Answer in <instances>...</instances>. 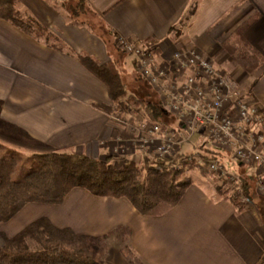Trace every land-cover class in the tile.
Returning <instances> with one entry per match:
<instances>
[{
    "label": "crops",
    "instance_id": "obj_1",
    "mask_svg": "<svg viewBox=\"0 0 264 264\" xmlns=\"http://www.w3.org/2000/svg\"><path fill=\"white\" fill-rule=\"evenodd\" d=\"M88 3L100 26L110 33L108 42L87 26L71 23L43 0H17V8L58 38L62 48L55 49L51 42L37 40L0 18V122L10 145L32 148L33 153L85 154L96 160L112 156L110 144L118 139L114 134L123 130L124 120L114 116L107 87L81 64L78 55L87 54L106 64L115 60L111 46L119 38L140 43L161 70L172 66L181 51L202 53L242 90L252 107L264 113V0ZM128 58L138 73L136 62ZM173 68L157 88L142 82L167 114L163 126L146 117L150 121L142 127L146 123L150 129L161 126V136L172 127L171 134L176 130L182 139L187 130L168 110L169 89L178 79L175 90L180 94L194 69L182 71L178 78ZM226 113L235 116L230 108ZM194 136L199 145L205 130L197 131L183 145ZM210 151L233 174L246 170L254 202L240 205L224 199L216 185L195 179L174 209L155 217L139 214L126 199L96 197L77 188L61 205L28 204L0 224V248L5 238L47 218L57 228H69L96 241L101 264H264V216L256 202L264 199V170L236 167L238 162L228 151ZM117 230H122L121 235L111 234Z\"/></svg>",
    "mask_w": 264,
    "mask_h": 264
},
{
    "label": "trees",
    "instance_id": "obj_2",
    "mask_svg": "<svg viewBox=\"0 0 264 264\" xmlns=\"http://www.w3.org/2000/svg\"><path fill=\"white\" fill-rule=\"evenodd\" d=\"M88 1L79 0L76 6H70L68 10L72 20L88 12L96 15ZM0 18L37 40L50 44L53 39L51 46L55 49L63 46L34 18L23 16L17 9V0H0ZM82 26H87L105 42L111 38L102 26L100 30L86 22ZM78 58L107 87L110 99L117 107V117L131 112L144 113L157 125L167 123V114L159 101L145 100L129 92L116 60L100 64L87 54L78 55ZM137 72L145 82L138 69ZM215 158L212 160L215 161ZM211 162L205 157L204 165L199 166L200 170L209 168ZM186 166L184 164L181 168H175L172 158L162 157L148 159L142 166L125 158L121 166H116L112 156L96 160L77 153L25 155L0 143V224L13 219L28 204L61 205L68 194L77 188L96 197L126 199L143 216H163L180 203L193 183L184 178ZM238 166L243 167L245 164L238 162ZM239 176L244 195L254 202L255 196L250 192L251 179L246 176V170ZM217 193L229 199L222 186L217 187ZM256 200L264 216V199ZM121 232L117 230L111 234L121 235ZM97 254L98 245L93 239L69 228H57L49 219L41 218L16 236L5 238V245L0 248V264H101Z\"/></svg>",
    "mask_w": 264,
    "mask_h": 264
},
{
    "label": "built area",
    "instance_id": "obj_3",
    "mask_svg": "<svg viewBox=\"0 0 264 264\" xmlns=\"http://www.w3.org/2000/svg\"><path fill=\"white\" fill-rule=\"evenodd\" d=\"M116 44L121 51L133 57L138 71L153 88L161 86V80L167 79L170 67L176 65L182 71L193 68L195 74L186 78L180 94L175 90L176 83L169 90V111L178 115L181 121L188 120L185 127L192 133L204 129L216 147L231 153L237 162L264 170V113L252 107L239 87L220 74L209 59L195 50L181 51L175 55L172 66L170 64L161 70L140 43L119 38ZM228 108L235 116L226 113ZM158 132L157 139L164 142L159 148V156H177L174 150L178 142L172 138L162 139L168 133L161 136L159 126H153L148 133L154 135ZM139 141L140 146L145 147L149 139L143 135ZM209 169L239 186L241 202H249L239 185L240 176L229 172L219 161H212Z\"/></svg>",
    "mask_w": 264,
    "mask_h": 264
},
{
    "label": "rangeland",
    "instance_id": "obj_4",
    "mask_svg": "<svg viewBox=\"0 0 264 264\" xmlns=\"http://www.w3.org/2000/svg\"><path fill=\"white\" fill-rule=\"evenodd\" d=\"M43 1H47L48 3L51 2V4L53 6H55V8L57 10L62 12V16L67 17L71 23H73L75 25L82 26V24H84V22H86L88 25L92 24L93 26H95V28H97V30H100L99 27H101L100 26L101 22L99 20V17H97V15H94L93 13L88 12L85 15H81L80 16L81 18H77L75 20H72V18L70 16V12L68 9H70V6L71 7L76 6L77 3L79 2V0H64V1H62V0H43ZM21 14L23 16H29L25 13H21ZM50 42L53 43L54 40L52 39ZM111 52H114L115 54H117V56L114 59L119 64L122 78L126 82L129 92H131V93L134 92L135 94H138L141 97H143L145 100L156 99L157 101H159L161 103V101L158 98L152 96L151 91L149 92L150 86L148 87L145 84H143L142 83L143 80L139 77L138 73H134V69L131 65L132 61L128 58L129 55H128V57H127V55H125L123 53H122L123 54L122 55L118 46H115V45L111 46ZM119 54H121V55H119ZM207 59H209V58H207ZM209 60L213 63V61L211 59H209ZM213 65H214V63H213ZM214 67H215V65H214ZM173 69H174V72L176 73L175 76H178V78H179L182 75L181 74L182 69L178 68L176 65ZM215 69L220 74H222V72L220 70H218L216 67H215ZM191 70H193V69H191ZM193 72L195 73V70ZM193 74L190 76L192 77ZM190 76H188V77H190ZM177 80L178 79H175V83H177ZM185 82H186V80H185ZM182 89H183V87L181 88V91H182ZM116 108L117 107L114 105L115 110H116ZM128 114L131 115L132 118L127 116V114L122 115L120 118H121V120L122 119L124 120L123 121L124 124H122V126H121L123 128V130H121V131L118 130L117 133L114 134V136L118 137L119 140L113 139L112 143L110 144V146L112 148L109 151L112 154L113 163L116 166H121L124 162V159L126 158V159L134 160L139 166H142L145 163V161H147L148 159L152 160L155 157H161V156H159V148L163 146L164 142L157 139V137H159V132L157 134H154V135L148 134V132L150 131V126L148 123H146V124L144 123L145 124L144 128L142 127L144 121H150L149 119H146L147 116L144 115V113L136 114V113L131 112ZM173 114H175V113H173ZM114 116L117 117L116 114H114ZM176 116L179 118L178 115H176ZM184 120L185 119H183L180 122L184 126L185 125L187 126L186 122L188 123V120H185V121ZM1 123L2 122H0V143L1 144L2 143H4L3 145L7 144L6 146L13 148V149H16L25 155L34 154L31 151L32 148H28V149L24 148L23 149L21 147H18L15 144L10 145V143H8V141L4 137L5 133H4L3 127L1 128V125H2ZM176 126L177 125H174V127H176ZM137 127H140V128L142 127V128L139 131L134 130ZM186 130H187V134H184V137L182 139H179V136L177 135V131L173 130L174 134L175 133L176 134L175 135L171 134L172 127H169L167 130H165V133H168V134H166V136L162 138L163 140L172 138L173 141L178 142L177 146L175 147L176 149L174 150L176 152L177 156L171 155L172 157L171 156L169 157V158H172L173 165L175 166V168H181L182 165L187 164V166L184 169L185 170L184 178L190 179L192 182L195 179H201V180H205L207 182H211L214 185H216L217 187L222 186L223 191L227 192L226 195L229 199H232L233 201L238 202L240 205H248L249 202L242 203L240 198H239L240 195H242L241 190L238 189L239 186L236 187L230 180H228L226 178H222L217 173H213L208 167L205 168L204 171L200 170L199 166L204 165V158L205 157L208 158L209 161H213L212 159L214 158V155H212L211 153H214V152H211L210 150H212V149L217 150L218 148L216 147V144L212 140H210L207 136H205L204 141L200 142V144H202L201 147H200V144L197 145L198 142L196 141L197 140V138H195L196 136H194L189 143H186L183 145V143L186 140H189V138L192 135L196 134V132L199 131V130H197V131H194L192 133V131L188 130L187 128H186ZM139 132H140V134H139ZM145 132H147V133H145ZM160 133L162 134V132H160ZM143 135L145 138L149 139L148 144L145 147H141L140 141H139ZM182 145H183V150L185 151L184 153L181 152V150H180V149H182ZM203 146H205L206 149H203ZM207 148L210 150H207ZM133 151L138 152V153H136L134 158L132 157ZM35 153H39V152H35ZM106 157H101L99 160H105ZM215 161H217L216 158H215ZM236 167H239L237 163H236ZM227 170H229V172H231V173L233 172L232 169L227 168ZM203 172H204V174H203ZM234 174L240 175V171L238 173L235 172ZM263 193H264V190H263ZM256 202L258 203V201H256Z\"/></svg>",
    "mask_w": 264,
    "mask_h": 264
},
{
    "label": "water",
    "instance_id": "obj_5",
    "mask_svg": "<svg viewBox=\"0 0 264 264\" xmlns=\"http://www.w3.org/2000/svg\"><path fill=\"white\" fill-rule=\"evenodd\" d=\"M62 1H64V0H62Z\"/></svg>",
    "mask_w": 264,
    "mask_h": 264
}]
</instances>
